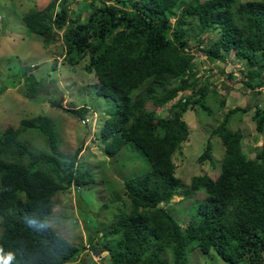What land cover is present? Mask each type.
I'll return each mask as SVG.
<instances>
[{"label": "trees", "instance_id": "trees-1", "mask_svg": "<svg viewBox=\"0 0 264 264\" xmlns=\"http://www.w3.org/2000/svg\"><path fill=\"white\" fill-rule=\"evenodd\" d=\"M70 4L50 0L22 20L45 45L62 30L63 58L71 66L88 58L84 69L97 78L96 96L112 101L100 128L106 154L129 143L149 166L123 180L128 200L102 233L108 239L100 244L107 251L101 263L188 264L199 248L229 264H264V142L249 156L241 129L230 127L246 109H228L197 157L199 163L213 159L210 140L217 136L223 156L215 175H194L180 190L173 161L188 138L183 114L195 109L211 116L226 102L208 78L197 75L193 49L210 62L233 53L246 64L243 83L264 85V0H91L83 19L70 17ZM212 32L216 37L206 44L203 35ZM42 87L33 79L22 94L36 97ZM168 103L165 116L157 113ZM67 111L83 119L88 107ZM252 120L263 132V107L256 105ZM31 130L44 138V148L21 139ZM82 150V143L72 153L60 150L54 123L44 115L0 131V264H66L77 256L79 248L46 219L58 191L95 181L78 166ZM198 191L204 197L193 200L183 227L162 204ZM89 243L99 250L92 238Z\"/></svg>", "mask_w": 264, "mask_h": 264}, {"label": "rangeland", "instance_id": "rangeland-1", "mask_svg": "<svg viewBox=\"0 0 264 264\" xmlns=\"http://www.w3.org/2000/svg\"><path fill=\"white\" fill-rule=\"evenodd\" d=\"M49 1L0 0V131L7 125L17 127L23 118L44 115L54 123L60 150L72 153L83 144L78 166L82 170H89L95 181L58 191L53 197V210L46 221L59 235L79 248L77 256L66 264H103L100 258L107 251L100 248V244L108 238L104 239L102 233L116 212L123 208L121 202L128 200L123 180L147 171L149 166L140 152L129 143L114 156L106 154L100 141V128L106 118V110L112 107V101L96 96L97 78L84 69L88 58L71 66L63 58L62 30L59 36L45 45L43 37L30 31L23 22L25 13L45 6ZM69 1L70 17L79 15L83 19L84 7L91 9L88 5L91 0ZM181 6L180 2L177 8ZM215 37L216 32L203 35L206 44ZM193 53L197 75L208 78L211 86L225 96L226 102L222 110L214 109L211 116L195 109H188L183 114L188 126V138L173 154L176 175L182 183L180 190L189 187L194 175L206 173L213 176L217 173L223 156V146L217 136L210 140L213 159L199 163L197 157L204 150L210 130L221 121L228 109L236 106L246 109L245 112H237L230 121L231 128L242 131L245 153L253 156L264 142V131L258 132L252 120L256 105L264 108V85L251 89L243 83L242 80L247 78L241 71L246 69V64L233 53L224 54L222 61L215 62L208 61L199 50L193 49ZM33 79L42 80L41 92L33 98L25 97L22 92ZM82 105L88 107L83 119L67 111ZM169 105L157 108V113L165 116ZM210 105L215 107L214 103ZM21 139L30 141L38 148L45 147L44 138L35 131L22 134ZM203 197L204 193L200 191L191 193L189 197L181 192L162 205L184 227L192 213L191 203ZM90 238L98 243L99 250L90 246ZM188 264L229 263L222 261L214 252L204 254L197 248L191 252Z\"/></svg>", "mask_w": 264, "mask_h": 264}]
</instances>
